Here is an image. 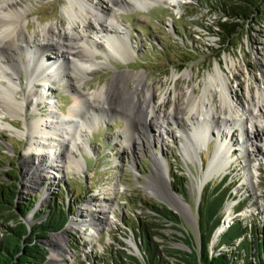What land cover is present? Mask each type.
I'll return each instance as SVG.
<instances>
[{
  "label": "rangeland",
  "instance_id": "1",
  "mask_svg": "<svg viewBox=\"0 0 264 264\" xmlns=\"http://www.w3.org/2000/svg\"><path fill=\"white\" fill-rule=\"evenodd\" d=\"M108 1L88 0L89 3H98L104 8L110 7ZM119 3V11L114 10L113 17L128 32V41L126 40L125 45L121 41H114L112 49L106 39H99V36L89 33L92 41H98L100 53L109 55V61L107 64L104 61V66L84 81L86 85H81V89H78L82 95H89L106 87L109 80L119 72L131 71L144 77V88L149 93L153 92V102L160 105L161 115L173 113L175 107L178 108L176 112L181 113L191 88H194V98H201L207 78L216 65L223 69V76L227 78V85L234 93V99L238 97L239 107L247 106L250 96L256 101L258 92H264V2L259 7L257 22L246 24L233 39V46L220 44L218 37L205 28L212 27L217 18V13L211 12L207 0H181L178 7L159 2L145 10L129 6L122 0ZM67 5L66 0H23L16 8L26 15L25 34L33 35L41 26L50 25L55 30L66 28ZM91 23L96 30V25L92 21ZM76 30L82 31L81 26ZM94 33L98 34L99 31ZM51 52L53 54L55 50ZM25 57L26 54L23 55ZM95 57L104 59L98 53ZM185 72L189 73L188 76L182 75ZM22 79V93L17 98L21 100L27 96L28 104L24 107L22 116L11 121L20 128L25 121L31 122L47 116L52 106L46 100V84H42L44 89L40 87L46 98L42 96L37 99L31 95L33 87L24 81L23 74ZM136 82L137 78L131 76L123 83L130 90L135 87ZM63 83L65 82L50 84L49 94L52 93L55 103L52 109L58 115L64 114L73 104V91ZM214 97L215 104H219L218 91ZM105 101L103 100V104ZM262 112L264 114V109ZM11 118L9 115L5 117L6 120ZM257 120L258 128H263L262 132L254 128V132L259 131V137L255 136L256 133L253 134V130L245 131V124L236 121L231 133L227 127L218 126L220 131L224 129L222 136L211 126L206 143L197 140L194 127L190 124L179 121L175 124L171 121L172 126L168 129H172V133H165L151 122L146 125L142 122L129 123L121 114H108L107 118H102L89 130L90 133L84 131L86 146H79L78 151L72 152L84 163L83 169L69 168L66 158L54 163L55 159L51 158L50 165L46 164L44 170L37 173L29 165H39L41 158L31 154L26 138L20 134H11L7 129L0 130V179L8 181L6 174L16 176L18 202L35 197L31 210L24 218L28 226L34 223L32 216L48 207L50 202H56L68 211L64 227L40 240L47 250L45 261L41 264L48 261L53 248L60 246L55 236L61 233L66 239L67 250L62 255L60 264H102L110 257L109 251L114 250L141 257L138 238L133 230H136L133 228L136 221L161 224L152 228L164 235V238L158 235L154 237L161 246L189 250L173 235L183 237L182 233L175 232L170 223L154 219L152 216L155 213L149 205L153 202L166 205L179 216L181 229L197 242V208L202 190L205 185L213 187L223 178V186L228 188V195L220 211L218 228L238 219L264 233V118ZM76 124L78 128L80 122L74 123L73 127ZM187 131L191 133L192 144L195 145L193 148L185 145ZM218 141L226 144L227 166L221 168V172L212 171L210 178L199 189L198 177L206 169ZM62 153L63 156L66 155L64 150ZM153 154L166 168L170 183L168 190L172 195L182 198L186 206L184 211L180 212L171 206L164 191L160 194L149 188L150 182L160 188L164 187L158 177V170L155 169ZM55 163H59V166L56 167ZM248 166L253 176L254 188L248 184ZM172 175L178 176V180L182 181L184 193H178L172 188ZM36 178L39 179L35 180ZM33 181L35 185L32 184ZM104 203L110 205L106 211L110 221H105L106 217L99 211ZM227 206L232 208L233 215L225 221ZM79 211L88 216L81 218ZM77 217L83 220L82 223L79 222V226L75 225ZM43 218L44 216L40 219ZM87 219L101 226L98 231L85 221ZM221 233L215 231L212 234L210 253L214 252Z\"/></svg>",
  "mask_w": 264,
  "mask_h": 264
},
{
  "label": "bare ground",
  "instance_id": "2",
  "mask_svg": "<svg viewBox=\"0 0 264 264\" xmlns=\"http://www.w3.org/2000/svg\"><path fill=\"white\" fill-rule=\"evenodd\" d=\"M21 1L23 0H0V130L7 129L11 134H20V136L26 138L31 154L38 159L41 158V168L40 164L37 166L29 165L35 173L43 171L46 164L50 165L49 159L51 158L55 159L53 163L57 162L56 160L66 158V163H68L66 165L69 168L83 169L84 163L72 152L74 150L78 151L79 146H86L84 131L90 133L89 130L102 118H107L108 114H121L129 123L137 122L140 124L142 122L146 125L147 122H151L165 133L166 131L172 133V129H168L172 126L171 121L175 124L176 121L190 124L194 127L197 140L206 143H208L207 140L210 137L208 132L211 126L217 129L219 125H222L227 127L230 130L229 133H231L232 125L239 122L245 124V131L247 132L253 130V134H255L254 128L260 132L263 131V128H258L257 119L264 118L262 112V109H264V92H258L256 101H253L252 96H250V102L247 106L239 107L238 97L234 99V93L227 85V78L223 76L224 71L218 65L208 76L201 98L196 100L194 98V88L189 90V95L185 98L181 113L176 112L178 108L175 107L173 113H165L166 116L165 114L161 115L160 105L153 102V92L149 93L144 88V77L131 71L119 72L109 80L106 87L93 91L89 95H82L78 89H81V85H86L84 81L103 67L104 61H106V64L109 61V55L100 53L98 41H92L93 38L90 37L89 33L99 36V39H106L112 49L114 41H121L125 45L127 38H129L128 32L124 31L126 29L122 28L120 22L113 17V12L119 11L120 0H109L108 2L111 5L110 7L106 6V8L98 3H89L88 0H66L68 2V9H65L68 15L67 27L55 30L50 25L41 26L38 31H34L33 35L25 34L26 15L16 8ZM122 1L129 6L141 7L142 10L159 2H167L176 7L181 4V0ZM91 21L94 26L96 25V30H94ZM77 26H81L82 31L76 30ZM93 30L99 31L100 35H98L99 33L95 34ZM53 50H55V53L52 54L51 51ZM97 53L103 56L104 59L101 60L95 57ZM24 54H26L25 58H23ZM22 74L24 75V81L33 87L31 95L37 99L42 98V96L46 98L47 96V103L52 106L51 109L49 108L47 116L44 118L42 116L31 122L25 121L20 128L11 121L22 116V111L28 104L27 100H29L27 96L21 100L17 98V95L22 93ZM188 74L185 72L182 75L188 76ZM131 76H135L137 82L135 87L129 90L123 82L129 80ZM60 80L72 89L73 104L68 107L64 114L58 115L52 109L55 107V103L52 99V93H49L51 91L50 84L59 83ZM46 81H48V84ZM42 84L48 86L45 89L46 96L41 91ZM217 91L220 94L219 104L214 102ZM103 100H106L105 104H103ZM6 115L12 118L6 120ZM78 122H80L79 127H76L77 124L73 127V124ZM222 131L224 129H221V131L217 129L220 136H222ZM257 133L255 136L259 137L260 134ZM185 137L187 141L185 145L193 148L195 145L192 144L191 133L187 131ZM247 140L250 142V137ZM127 142H130V140H127ZM225 142L227 141L225 140ZM62 150H64L65 156H63ZM79 154L81 153L79 152ZM152 157L154 158L155 169L159 173L158 177H160L159 179L164 187L160 188L155 183L150 182L149 188L158 191L160 194L164 191L168 195L167 200L170 205L180 212L184 211L186 206L182 198L172 195L168 190L170 183L167 180L166 168L155 154ZM225 159L226 144L218 141L206 169L198 177L199 189L210 178L212 171L221 172V168L227 166ZM55 166H59V163H55ZM247 168L248 184L254 188L250 167ZM32 184L35 185V181ZM109 208L110 205L104 203L99 210L106 217L105 221L109 220L106 214ZM231 209L228 206L226 207L225 221L230 219L231 214L233 215ZM78 215L81 218L88 216L87 213L83 214L82 211H79ZM81 218L77 217L76 226L80 225L79 222H83ZM85 221L89 222V225L91 224L97 231L101 227L97 226L91 219ZM224 228L225 226L219 227L216 233H221ZM55 237L60 242V246L52 249L45 264H60L62 255L66 253L67 244L64 234L61 233Z\"/></svg>",
  "mask_w": 264,
  "mask_h": 264
},
{
  "label": "trees",
  "instance_id": "3",
  "mask_svg": "<svg viewBox=\"0 0 264 264\" xmlns=\"http://www.w3.org/2000/svg\"><path fill=\"white\" fill-rule=\"evenodd\" d=\"M211 12L217 13L212 27L205 26L209 33L218 37L220 44L233 46V39L246 24L256 23L259 7L264 0H207ZM207 4V3H206ZM7 180L0 179V264H41L47 250L40 240L51 232L61 230L68 220V211L56 202L39 210L32 216L34 223L27 225L24 218L31 210L35 197L18 202L16 176L6 174ZM172 175V188L184 193L182 181ZM225 178L213 187L205 185L197 208L198 241L181 229L179 216L166 205L153 202L149 206L155 213L152 217L168 222L176 239L189 250L161 246L155 236L164 235L153 227L161 224L136 221L133 228L138 238L141 257L124 251H109V258L102 264H264V233L251 227L243 220L235 219L219 235L214 252L210 253L213 231L220 224L223 203L228 195ZM34 198V199H33ZM239 210V208H238ZM44 216L43 219H40ZM251 236V238H250ZM101 264V263H100Z\"/></svg>",
  "mask_w": 264,
  "mask_h": 264
},
{
  "label": "water",
  "instance_id": "4",
  "mask_svg": "<svg viewBox=\"0 0 264 264\" xmlns=\"http://www.w3.org/2000/svg\"><path fill=\"white\" fill-rule=\"evenodd\" d=\"M221 222H222V221H221ZM219 225H220V224H219ZM219 225H218V226H219ZM218 226L216 227V229L218 228ZM228 226H229V225L226 224L224 229H226ZM216 229L213 231V234H214V232L216 231ZM224 229H223V230H224Z\"/></svg>",
  "mask_w": 264,
  "mask_h": 264
}]
</instances>
